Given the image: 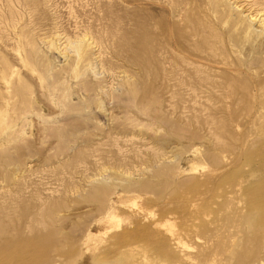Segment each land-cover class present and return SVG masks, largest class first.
<instances>
[{
  "label": "rangeland",
  "instance_id": "rangeland-1",
  "mask_svg": "<svg viewBox=\"0 0 264 264\" xmlns=\"http://www.w3.org/2000/svg\"><path fill=\"white\" fill-rule=\"evenodd\" d=\"M0 113V264H264V0H0Z\"/></svg>",
  "mask_w": 264,
  "mask_h": 264
},
{
  "label": "bare ground",
  "instance_id": "bare-ground-1",
  "mask_svg": "<svg viewBox=\"0 0 264 264\" xmlns=\"http://www.w3.org/2000/svg\"><path fill=\"white\" fill-rule=\"evenodd\" d=\"M242 15H243V14H242ZM256 17H257V16H256ZM260 23H261V22H260ZM256 30H257V29H256ZM260 30H261V29H260ZM78 57L81 58V54H80V53H79ZM2 115H3V113H0V128H3V127H2V118H3ZM3 129H5V128H3ZM0 130H1V129H0ZM1 131H2V130H1ZM0 134H1V133H0ZM3 135H4V133H3ZM3 135H2V136H3ZM5 139H6V138H5Z\"/></svg>",
  "mask_w": 264,
  "mask_h": 264
}]
</instances>
